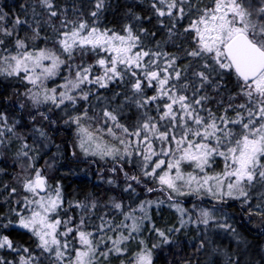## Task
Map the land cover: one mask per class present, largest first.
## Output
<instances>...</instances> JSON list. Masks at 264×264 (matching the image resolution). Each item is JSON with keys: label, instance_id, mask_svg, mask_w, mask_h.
I'll use <instances>...</instances> for the list:
<instances>
[{"label": "snow or ice", "instance_id": "snow-or-ice-1", "mask_svg": "<svg viewBox=\"0 0 264 264\" xmlns=\"http://www.w3.org/2000/svg\"><path fill=\"white\" fill-rule=\"evenodd\" d=\"M233 208L264 232V0H0V264H264Z\"/></svg>", "mask_w": 264, "mask_h": 264}, {"label": "trees", "instance_id": "trees-1", "mask_svg": "<svg viewBox=\"0 0 264 264\" xmlns=\"http://www.w3.org/2000/svg\"><path fill=\"white\" fill-rule=\"evenodd\" d=\"M75 166V165H73ZM73 180H79V178H72ZM69 185L71 186L72 181L70 180ZM231 211L236 213L235 223L240 230L250 241L251 246L255 252H259V246L264 245V232H262L255 225L256 219H249L247 215H244L239 208H233Z\"/></svg>", "mask_w": 264, "mask_h": 264}]
</instances>
